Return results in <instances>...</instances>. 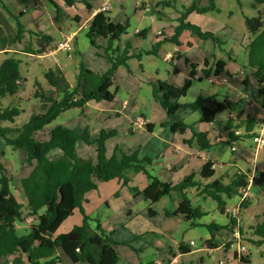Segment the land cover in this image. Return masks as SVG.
I'll return each mask as SVG.
<instances>
[{
  "label": "trees",
  "instance_id": "1",
  "mask_svg": "<svg viewBox=\"0 0 264 264\" xmlns=\"http://www.w3.org/2000/svg\"><path fill=\"white\" fill-rule=\"evenodd\" d=\"M53 7L56 14L60 7L54 0H47ZM264 3V0H255ZM3 0H0V4ZM65 6H72L80 2L91 11L92 5L87 0H62ZM175 2V0H171ZM162 1V5H167ZM216 10L215 0H207L206 4H200L193 0L188 5H183L182 10L176 18V24L172 27L171 35H164L163 38L153 43L150 49L143 51L145 54L157 55L161 44L169 42L175 46H180V35L189 32L198 38L210 39L214 46H219L225 41L218 38L211 30H204L199 25L191 22L188 15L195 12L204 14ZM23 13L20 12L19 16ZM246 30L253 35L245 46L246 63L252 68V76L257 85L258 95L264 107V22L262 13L252 17H244ZM127 23L120 24L113 22L106 14L105 10H98L86 27L85 36L91 44L94 39L101 37L107 41L104 48V57L109 63L108 68L102 72H95L82 63L78 66V71L74 76V85L71 88L59 85L52 79V71L48 70L46 78L51 90L45 92L37 88L33 95L39 100V110L33 111L27 120L17 124L15 119L19 116L21 109L19 106L7 104L2 107L1 99L14 96L21 87L25 77L21 74L20 52L3 50L0 44V51L4 57L0 61V121H8L11 125H0V139L12 149H23L26 152L25 162L31 165L29 173L20 178L21 195L25 202V207L29 209L33 216V222L28 226L26 232H19L16 221L20 219V203L12 192V177L7 172L5 166L0 161V263L10 257V264H55L60 263V256L67 261V264L87 262L90 264H116L118 252L111 245V242L99 224L95 221L91 227L90 218L84 213L82 204L87 202L85 194L97 188L98 182L108 181L113 178L122 180L123 184L127 180L123 176L126 168L135 166L146 175L148 183L140 193L150 205L156 203L161 197L168 195L171 191L180 192L181 199L172 212L167 215L180 216L186 221L193 222L200 218L203 213L199 205L194 206L186 193L191 188L196 189L198 197H209L215 201L219 210L223 211L225 204L222 195L230 197L239 194L240 188L248 184V175L242 171L235 172L227 182L221 179H212L214 161L207 159L200 167L198 176L201 180H206L204 184H199L190 176H185L178 182H165L151 175L144 165L137 163L145 161L150 164L151 159L144 157L137 158L135 152L126 153L123 151L107 154L105 141L115 135V130L105 131L101 129L98 135L90 138L87 128L82 131L63 126L55 125L49 132L46 140H39L34 134L50 123L56 116L69 108L83 109L88 101H112L115 97V90H112V83L119 66H126V61L132 57L139 58V54L131 52L129 41L125 42L123 49L113 47L119 41L120 35L125 32ZM25 32L23 25L17 21V27L12 41L21 39ZM34 36L32 42V53L41 54L51 47L53 38L41 31L28 32ZM3 46V47H2ZM177 56H180L178 53ZM225 61L217 59L212 66L203 61L201 73L196 76L195 63H190L188 77L181 85L175 86L166 81H159L152 88V97L157 100L165 110L167 122L172 124L173 130L180 122H175V113L181 106L191 109H199L201 114L199 122L207 125L218 123L226 132L225 140H218V136L210 140L207 131H196L191 128L190 139L184 140L186 144L194 143L200 150L209 151L217 144H230L232 140L247 137L261 123V119L245 115L241 118L242 111L237 107L243 101L242 98L231 96L217 100L214 96H198L190 103L179 101L187 93L192 80L202 81L210 76H219L224 70ZM177 72L176 68L173 69ZM53 90V91H52ZM225 114L223 120H217V115ZM147 130H150L147 124ZM242 129L243 134H235L234 131ZM251 138V136H250ZM80 140L86 144H95V159H84L77 155L75 144ZM59 149L61 154L54 159L48 157L49 151ZM0 155L2 151H0ZM264 179V173L259 171L251 177V186L258 187ZM200 185V186H199ZM249 200L245 199L240 207H246ZM75 208L79 209L82 221L74 225L65 233L55 234V230L65 218L72 215ZM42 212L39 213V210ZM148 214L153 215L155 211L149 207ZM264 217V212H263ZM239 219V214H238ZM229 226L209 224L206 227L212 234L219 229H228L232 232L236 225V218L228 216ZM238 231L241 233L238 226ZM252 235L258 236L257 242L264 241V220L256 224L252 229ZM256 241V240H255ZM58 251V254L56 253ZM180 253H187L190 249L186 245H179ZM236 257V254H234ZM240 263H248L247 255L239 258Z\"/></svg>",
  "mask_w": 264,
  "mask_h": 264
},
{
  "label": "crops",
  "instance_id": "2",
  "mask_svg": "<svg viewBox=\"0 0 264 264\" xmlns=\"http://www.w3.org/2000/svg\"><path fill=\"white\" fill-rule=\"evenodd\" d=\"M37 1L39 4L42 3V6L44 7L43 9L46 8L45 14L47 17H45V15H43L37 8ZM42 1H44V4ZM54 1L60 8L64 7L68 11L66 18L69 20V22L73 21L76 24L74 29H70V31L65 32V27H60L52 21L51 18L54 16L55 12H53L54 9L47 0H33L36 13L34 15L31 14L28 17L26 16V11H21L23 13L21 16H23V18L28 21V25H34L36 28H38V30H31L29 29L30 27L26 25V22L24 23V21H19L23 25L25 32L23 33L20 40L13 42L12 38H14L15 32H12L11 34H8L6 37H4L0 27V44H3V50L11 51L9 47L13 46L17 48L22 47L25 49L18 50L17 52L22 53L29 51L32 53L34 48L31 45L34 40V36L28 35L29 38L26 39L25 33L31 31H41L50 35L53 38V41L51 47L43 51L41 54L33 53L35 56H39L52 48L56 42L64 39V37L68 36L69 34H73L71 42L72 48L69 51H63L65 52L64 55L67 58V63L60 64L56 69L52 70L54 75H56V77L52 78L55 82L59 83V85L64 84L68 88H71L74 85V76L76 73L73 77L72 75L68 76L67 64L70 63L69 60L72 52L75 53L77 48H81L85 51L87 48L89 51L91 43L85 36L87 24L92 19L94 13L100 10L104 5L109 6V9L105 10L106 14L109 16L108 12L111 11L112 4L110 3L111 0H100L97 5H93L89 2L92 5L91 11L84 7L86 12L85 14L80 15L78 11L73 10L78 2L72 6H65L62 0ZM149 3H151V0H118L119 11H117L115 17L110 18L115 23H127L125 32L120 35L119 41L115 42L113 47H118L119 50H121L123 49L125 42L129 41L131 52L139 54V58L132 57L128 59L126 61V66L121 65L116 70V75H118V72L121 73V75L124 77V84L127 86L124 89V93H122V97L119 98L117 93H115V97L112 101H88L83 109L74 107L62 111L56 116L54 120L46 124L41 130L37 131L34 134V137L39 140H46L49 137L50 130L57 124H61L79 131L87 128L91 139H94L101 129L105 131L115 130V135L110 136L105 141L107 154H111L114 149L115 152H125L122 149L120 132L122 130H126L128 133H130L132 138L135 137L139 140L143 139V144L147 146L145 157L152 159L150 164L146 165L148 172L151 175L157 177L159 180L165 182L175 183L185 176H190L195 181L197 179L199 184L206 183V180H201V178L198 176V172L200 170L201 164L207 159L215 162L212 166L214 170V175L212 178L221 179L223 182H227L230 177L238 171L246 173L249 180L255 174L256 167H258L259 171L264 173V146L259 149L256 157L254 158L253 143L250 138L251 134L255 133L257 128H255L247 137H241L238 140H232L230 144H217L216 146L220 149V151H216L214 149L215 147L209 151L200 150L195 146L194 143L189 145L184 142V140L190 139L192 134L191 128L196 131H207V137L210 140L214 139L216 136H218V140H225L226 132L223 131L221 126H217L216 123L207 125L205 123L199 122V117L201 114L199 109H191L187 106L179 107L175 113L174 121L180 122L181 125L173 130L172 124L167 122L165 110L153 97L148 101L150 107L149 114H146L145 111L143 112L135 104L136 96L140 90L144 89L147 91V93L151 94L152 88L156 86L159 81H166L172 85L179 86L182 84L184 79L188 77L187 74L190 70V63L196 64L194 70L196 76H199L204 60L208 62L209 66H212V64H214L217 59H222L225 61L226 64L224 70H226L228 74L225 72L221 73L213 82L208 81V79H204L202 81L192 80V83L188 89L191 91V99H185L187 95L186 93L184 97L179 99V101L183 103H190L198 96L203 98L214 96L217 100L236 96L242 98L243 100L237 107V110H241L243 112L241 118L248 114L252 115L251 112L256 110L257 103L262 101L261 97L258 95L257 85L252 74H250L249 77H246L247 73H245V68L243 65L239 66L238 69L236 67L234 69H230L228 67L230 64L236 66L235 59L230 56L225 57L222 55V53L217 52L213 42L210 39L203 40L194 34L183 32L179 38L181 41L180 46H175L172 43L165 42L160 45L157 55L145 54L143 51L150 49L153 43L161 40L164 35L172 34V27L176 24L175 20L179 15V12L175 10L176 13L174 18L162 20L159 10H153ZM152 11H155L156 15L152 13ZM146 13L149 15L146 16ZM196 14L197 13L195 12L189 14L188 19L203 29V27L200 25L201 18H193V15ZM204 16L206 17V14ZM3 17V14H0V22ZM93 41L95 46L98 45L97 42L100 43V46H98L103 48V54L101 56L104 57V48L108 44L107 41L101 37L95 38ZM0 53L3 52L0 51ZM178 53L180 56H177ZM159 60L169 62L172 65L170 68H164V77L161 75L160 68L158 67L160 64ZM178 65L181 67H178ZM101 66L103 67H101L99 71H95V69L92 67H86L84 65V67L92 71L102 73L108 68L109 63L106 60L105 64ZM174 68H176L178 71L174 72ZM124 69L128 72L130 77H133V75L135 76L137 74L140 76V78L138 79L135 77L136 81H130L131 79L129 76H126ZM242 85H253L256 88V97H252L248 93L239 91L236 92V89L238 90V88H240ZM118 89L119 86L115 92H117ZM147 108L148 107H146V109ZM139 116L143 117L146 121L144 128L135 127L132 124L133 120ZM216 118L219 121L223 120L225 118V114H219ZM106 120L110 121V123L106 124ZM147 124H149L150 130H147ZM8 125L11 124L9 123ZM238 134H243V130H238ZM0 141L4 143L3 139H0ZM75 148L79 157L84 159H95V144H86L83 141L78 140L75 144ZM223 149H230L231 152H237V155L246 160V162L249 164L253 165L252 170H241L239 167H237L235 161L229 160V154L222 153ZM0 151H2L3 157L15 166L18 165L19 167L20 162L24 161L19 169L21 173L18 176L19 185L17 186V191H19V195L22 198L21 201H18L24 205L25 202L21 195L19 180L21 177L27 175L31 169V165L24 160L26 152L23 149H12L11 146L6 145L5 143L3 147L0 148ZM60 154L61 151L59 149H52L47 155L50 159H54ZM245 155H250V158L246 159L244 157ZM9 156L12 157L10 158ZM258 163L261 168L258 166ZM2 164L5 166L3 162ZM137 164L144 165L143 163ZM5 168L12 177L13 185V181L15 180L14 176L8 170L7 166H5ZM123 175L127 179L126 184H123L122 180L117 178L98 182L96 189H93L85 194L87 202L82 204L84 213L88 215V217L90 216L89 218L91 220V227L95 225V220L97 221L98 219L102 230L108 234L111 245L116 249L117 252V246L128 245L130 247L136 248V250L140 252V257L142 258V262L140 264H153L154 262H165L170 260L171 264H184L181 260L182 257H184L186 254H190L193 250H197V246L201 247L199 250H207V253H211L212 251L218 249L225 250L224 247H226L228 250L231 249L226 242L231 238V232L228 231V229H219L218 231L211 234L206 226L209 224H214L229 226L232 228V226H230L228 223V216H231L232 209L238 206L239 194H235L230 197L222 195V199L225 202L223 205V211H220L216 202L211 200L209 197L201 198L197 196L198 198H196L195 201H198V199H203V201L199 202V207L203 215L193 222H190L184 220L180 216L166 214V212H172L175 209L176 205L181 199L180 192L171 191L167 195L172 197V208H162V214H159L157 210L152 208L155 203L150 205L140 193L143 187H145V185L148 183L146 175L140 170V168L135 166L126 168L123 171ZM193 189L196 191L195 188ZM195 194L197 195V193ZM113 196L117 197V200L122 202L118 208L113 207L111 201ZM149 207L155 211V214L153 215L148 214L150 216L149 221H153L159 216L165 219L170 218L174 221L181 220V222L177 223L179 225L178 229L167 230L166 227L158 224L157 226H147L144 230H142L132 224L134 217L136 215L142 214L145 210H147L148 213ZM101 210L102 217L99 218ZM240 210L241 207L239 205L238 214H240ZM41 212L42 209L39 210V213ZM76 214L78 215L76 220L79 221L78 224H80L82 221V215L78 208L74 209L72 216ZM30 216V223L25 222L28 221L27 217L24 221H16V227L20 233L26 232L28 226L33 222L34 218L31 214ZM238 226H240V230H243L241 217H239ZM196 228L203 229L201 231L202 235L199 245L195 237L191 235V231ZM251 228L253 229V227ZM58 233L59 232H57L56 229L55 234ZM159 236H163L165 240H161L158 238ZM169 239H171L172 242H170V244H173L175 249H172L170 245H168L167 242ZM190 240H194L195 245H190ZM231 241H233L232 238ZM179 245H186L190 251L187 253H180ZM191 247H194V249L192 250ZM56 253L58 254V251ZM232 257V264H234V262H236V257H234L233 253ZM135 260L137 259L134 258L133 261L125 259L124 257H121L118 252V261L116 264H139V262H134ZM61 261L62 260L60 259V263Z\"/></svg>",
  "mask_w": 264,
  "mask_h": 264
},
{
  "label": "rangeland",
  "instance_id": "3",
  "mask_svg": "<svg viewBox=\"0 0 264 264\" xmlns=\"http://www.w3.org/2000/svg\"><path fill=\"white\" fill-rule=\"evenodd\" d=\"M87 1L93 5H97L100 0H87ZM162 1L164 2L168 1L167 5H162L161 4ZM170 1L171 0H151V3L149 4L153 10L156 9L159 10L162 20H168L174 18L176 11L178 12L181 11L183 5H188L193 0H175V2H171V3ZM196 1L200 4L207 3V0H196ZM42 2L44 4V1ZM37 3H38L37 8L41 11L43 15H45V17H47V15L45 14L46 8L43 9L44 7L42 6V3L39 4L38 1ZM110 3L112 4L111 6L112 9L111 11L108 12V14L110 18H113L115 17L117 11H119L118 0H111ZM215 6H216V10H212L207 13H204L202 14L203 16L197 14L193 15V18L194 17L201 18L200 25L203 27V29L205 30L208 29L213 31L218 38L225 41V43L219 46H215V50L217 52L222 53V55H224L225 57L230 56L235 59L236 66L230 64L228 67L230 69H234L235 67L238 69L239 66L243 65L245 68V73H247L246 77H249V75L252 73V68H250L246 63L245 46L247 45L248 41L253 38V35L246 30L244 24V17H252L260 12L263 15V22H264V3H259L255 0H215ZM73 10L78 11L80 15H83L86 12L84 9V5H82V3L79 2L78 4H76ZM21 11H26V16L28 17L31 14L34 15L36 13V9L34 8L33 0H3V2L0 4V14H3L4 16L0 22V27L4 37L16 31L17 21L20 22L24 21V23L26 22V25L30 27L29 29L38 30L36 26L28 25V21L25 20L23 16H19V13ZM53 12L55 11L53 10ZM67 12L68 11L64 7H61L58 13L56 14L55 12L54 16L51 18L56 25L60 27L61 26L65 27V32H68L70 31V29H74L76 27V24L73 21L69 22V20H67L66 18ZM152 13L156 15L155 11H152ZM205 14L206 17L204 16ZM145 15L148 16L149 14L146 13ZM31 32H35V31H31ZM28 35L30 34L25 33L26 39L29 38ZM97 43L100 46V43L99 42ZM98 45L95 46L94 44H91L89 51L87 50V48L86 51L81 48L79 49L77 48L75 53L72 52V55L69 60L70 63L67 64L68 76L70 75H72V77L74 76V74L78 71V66L80 63H82L86 67H92L93 69H95V71H99V69L103 67L101 65L105 64L106 59L101 56L103 54V48L99 47ZM17 46H21V45H17ZM16 48L17 47H13V46L9 47L11 51H16V52L18 50H25L22 47L17 49ZM64 53L65 52L63 51H59L53 57L47 55L35 56V54L29 51L19 53L22 59L20 65V71L21 74L26 79L25 81H23V84L21 85L18 92L14 96L6 95L1 99L2 107L6 106L7 104H10V106L14 105L20 107L21 112L19 116H17V118L15 119L17 124H21L25 122L30 112L32 113L33 111L36 112L39 110V100L34 97L33 93L37 88H41L44 91L46 90L45 92H47V90L52 89V87H50L48 84L46 74L48 70L52 71L53 69H56L57 66H59L60 64L67 63L66 61L67 58L64 55ZM3 57L4 54L0 53V61L2 60ZM159 63L160 64L158 67L160 68L161 75H163L164 77V73H163L164 68L165 67L170 68L172 67V65L169 62H164L160 60ZM178 67L181 66L178 65ZM124 72L126 76H129L128 72L125 71V69ZM117 74L118 75L115 74L111 89L116 90L117 87L119 86V89L117 90L116 93L117 96L121 98L122 93H124L125 91L124 89L127 86L124 84V79H123L124 77L121 75V73L118 72ZM51 76L52 78L56 77L53 71ZM135 77H137L138 79L140 78V76L137 74L135 76L133 75V77L129 76V78L131 79L130 81L132 82L136 81ZM237 91L248 93L252 97H256L257 95L256 88L253 85L251 86L242 85L240 88H238V90L236 89V92ZM190 92L191 91L188 90L187 95L185 97L186 100L191 99ZM150 98H152V95L150 93H147V91L143 89L138 92L135 99V104L143 112L145 111L146 114L150 113V107L148 104ZM146 107L148 108L146 109ZM263 110L264 107L262 106V103L258 102L256 105V110L251 112L252 115L249 114L248 115L254 118H260L258 114L261 113ZM109 123L110 121L106 120V124ZM8 124H9L8 121H0L1 126H5ZM217 126H221V125L217 123ZM120 133H121L120 139L122 143V149L126 153L135 152L137 158L139 160H142L145 157V151L147 149V146L143 144L144 143L143 139L139 140L138 138L135 137L132 138V136H130V133H128L126 130H122ZM3 145L4 143L0 141V148H2ZM214 149L216 151L218 150L220 151V149L217 146H215ZM222 153L229 154V160L235 161L237 167H239L241 170H249V171L252 170L253 165L249 164L248 162H246V160H244L239 155H237V152H231L230 149L229 150L223 149ZM249 156L245 155L244 157L248 159L250 158ZM9 157L11 158L12 156ZM0 160L5 164V166H7L8 170L13 174L15 180L13 181L14 184L11 186V188L13 189V193L16 196L17 200L21 201L22 198L19 195V191H17L18 190L17 186L19 185L18 176L21 173L19 169L24 161L20 162L18 167V165L15 166L11 162L6 160L3 157V155H0ZM139 163H143L145 165V168L147 167L146 165H149L146 164L144 160ZM257 172H259L258 167H256L255 170V173ZM212 179L213 178H211V180ZM196 181L198 180L196 179ZM195 193L196 191L190 188L187 191L186 195L191 200V203L194 206H197L199 205L200 201H203V199H198V201H195L196 198H198ZM111 199L114 208H118L122 203L121 201L117 200V197L115 196H113ZM247 200H249V204H247L246 207H241L239 214V217H241V222L243 225V231L241 233L239 232L240 240L238 241V243L243 245L244 248L246 249V255L248 256L249 262L248 263L239 262V264H264V241L257 242V240H259L260 238L258 236L252 235L251 233V229H252L251 227L256 226V224L264 220L263 217L264 192L260 190L258 187L251 186L249 189V196L247 197ZM171 203H172V197L165 195L162 197V199L159 202L155 203L152 206V208L157 210L159 214H162V208L164 209L172 208ZM24 205H22V208L20 210L19 220L24 221L25 218L27 217L28 221L25 222L30 223L31 221L29 218L30 212L28 211L29 209H27ZM77 216H78L77 214L74 216L71 215L65 218L64 220H62V222L57 227V232L65 233L69 231L74 225H78L79 221L76 220ZM101 217H102V210L99 218ZM149 219L150 216L148 215L147 210H145L142 214L136 215L134 217V219L132 220V224H134L135 226L139 227V229L142 230H144L147 226H153V225L157 226L158 224L162 225L163 227H166L167 230H177L179 227L177 223L181 222V220L174 221L170 218L165 219L160 216L154 219L153 221L152 220L149 221ZM19 220L17 222H19ZM97 221L99 220L97 219ZM89 222L91 224V220ZM202 230H203L202 228H196L191 231V235L195 237L198 245L200 244L201 241ZM158 238H160L161 240H165L163 236L162 237L159 236ZM232 240L234 241L233 238ZM170 242H172L171 239L168 240L167 242L168 245H170L172 249H175L173 244H170ZM237 245H238L237 242L234 241L233 247L230 250L224 247L225 250L218 249L212 251L211 253H207V250H203V251L193 250L194 247H191L193 251L190 254H186L184 257H182L181 260L183 261L184 264H232L233 262L232 250H235L237 248ZM117 247L121 257H124L125 259H129L130 261H133V259L135 258L137 260H135L134 262L136 263L139 262V264L142 262V258L140 257V252L137 251L136 248L130 247L128 245L117 246ZM61 260H62L61 264H66V261L62 257ZM9 261H10V257L2 260L0 264H10Z\"/></svg>",
  "mask_w": 264,
  "mask_h": 264
},
{
  "label": "built area",
  "instance_id": "4",
  "mask_svg": "<svg viewBox=\"0 0 264 264\" xmlns=\"http://www.w3.org/2000/svg\"><path fill=\"white\" fill-rule=\"evenodd\" d=\"M102 10H107L109 9L108 5H104L101 8ZM72 38H73V34H69L68 36L64 37V39L56 42L52 48H50L49 50H47L46 52H44L42 55H47V56H51L53 57L58 51H69L72 46H71V42H72ZM39 55V56H42ZM216 76H210L208 78V81L213 82L214 80H216ZM258 116L260 117L259 119H261V123L259 124V126L257 127V130L255 133L251 134V141L253 143V157L255 158L259 149L264 146V110L258 114ZM133 126L135 127H142L144 128L146 125V121L143 117H137L133 120L132 122ZM235 134H238V131H234ZM233 149V147H232ZM251 187V179L248 180V184L242 188H240L239 191V204L236 208H233L231 211V217L236 218V225L233 228V231L230 233L231 234V238L234 239L235 242H237V248L235 250H232L233 254H236V262H234V264H239L240 262V257H242L243 255H246V249L244 248L243 245H241L240 243H238V241L240 240V236H239V231H238V225H239V219H238V208L239 205H241V203L247 199V197L249 196V189ZM231 238L229 240H227V244L230 248L233 247V242L231 241ZM190 245H195L194 240H190L189 241ZM197 250H199L201 247L197 246L196 247ZM170 261H165V262H154L153 264H171ZM55 264H59V263H55Z\"/></svg>",
  "mask_w": 264,
  "mask_h": 264
},
{
  "label": "water",
  "instance_id": "5",
  "mask_svg": "<svg viewBox=\"0 0 264 264\" xmlns=\"http://www.w3.org/2000/svg\"><path fill=\"white\" fill-rule=\"evenodd\" d=\"M258 188L264 192V179L261 182V184L258 186ZM76 264H90V263H87V262H78Z\"/></svg>",
  "mask_w": 264,
  "mask_h": 264
}]
</instances>
